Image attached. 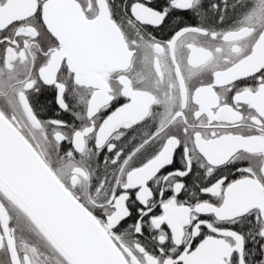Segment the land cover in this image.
Instances as JSON below:
<instances>
[{"label":"snow or ice","instance_id":"snow-or-ice-1","mask_svg":"<svg viewBox=\"0 0 264 264\" xmlns=\"http://www.w3.org/2000/svg\"><path fill=\"white\" fill-rule=\"evenodd\" d=\"M0 264H264V0H0Z\"/></svg>","mask_w":264,"mask_h":264}]
</instances>
